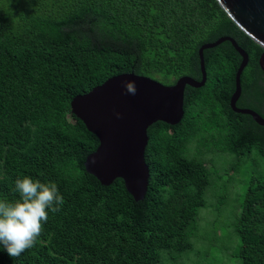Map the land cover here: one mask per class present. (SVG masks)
<instances>
[{
	"label": "trees",
	"instance_id": "trees-1",
	"mask_svg": "<svg viewBox=\"0 0 264 264\" xmlns=\"http://www.w3.org/2000/svg\"><path fill=\"white\" fill-rule=\"evenodd\" d=\"M224 35L247 53L246 87L262 49L216 0H0V200L18 199L25 176L55 183L64 200L35 245L15 258L0 248V264H160L191 251L211 172L189 151L264 158V125L229 107L241 60L230 42L203 50L206 80L185 86L182 119L148 127L142 200L85 171L98 141L66 103L122 72L200 79L198 48ZM234 228L229 264H264V179L250 178Z\"/></svg>",
	"mask_w": 264,
	"mask_h": 264
},
{
	"label": "water",
	"instance_id": "water-1",
	"mask_svg": "<svg viewBox=\"0 0 264 264\" xmlns=\"http://www.w3.org/2000/svg\"><path fill=\"white\" fill-rule=\"evenodd\" d=\"M226 15L262 49L258 66L264 72V0H216ZM228 41L241 60L234 74V90L229 107L237 113L248 114L259 125L264 117L235 102L240 94V75L247 63V53L228 35L204 42L198 48L201 77H177L164 84L133 71L113 75L90 91L75 95L70 101L71 113L98 139V145L84 159L85 170L103 185L114 179L122 180L125 190L135 201L145 196L149 169L144 160L148 127L156 121L177 124L183 116V93L186 85L200 87L206 80L203 50ZM134 86V93L127 85Z\"/></svg>",
	"mask_w": 264,
	"mask_h": 264
},
{
	"label": "rangeland",
	"instance_id": "rangeland-1",
	"mask_svg": "<svg viewBox=\"0 0 264 264\" xmlns=\"http://www.w3.org/2000/svg\"><path fill=\"white\" fill-rule=\"evenodd\" d=\"M70 101L66 103L69 109ZM69 111L72 114L71 109ZM62 121L65 124H73L69 112L63 115ZM189 153L199 158L211 172L210 184L205 192V205L198 209L197 226L194 237L191 238V251L178 257L163 255L160 264H229L239 246L234 222L240 212L245 188L251 177L264 179V158L255 150H251L248 155L236 160L230 154L211 145L205 147L204 144Z\"/></svg>",
	"mask_w": 264,
	"mask_h": 264
},
{
	"label": "clouds",
	"instance_id": "clouds-1",
	"mask_svg": "<svg viewBox=\"0 0 264 264\" xmlns=\"http://www.w3.org/2000/svg\"><path fill=\"white\" fill-rule=\"evenodd\" d=\"M126 87L134 93L131 83ZM15 192L18 199L0 200V248L10 258L35 245L49 211H60L64 203L55 183H42L28 176L15 181Z\"/></svg>",
	"mask_w": 264,
	"mask_h": 264
},
{
	"label": "flooded vegetation",
	"instance_id": "flooded-vegetation-1",
	"mask_svg": "<svg viewBox=\"0 0 264 264\" xmlns=\"http://www.w3.org/2000/svg\"><path fill=\"white\" fill-rule=\"evenodd\" d=\"M253 72L251 78L245 82L246 87L241 86L240 94L235 102L238 108H247L255 111L261 117H264V72ZM248 83H254V87L248 86ZM256 92V93H255ZM237 113V112H236ZM243 114V113H241ZM247 115L251 120V116Z\"/></svg>",
	"mask_w": 264,
	"mask_h": 264
}]
</instances>
